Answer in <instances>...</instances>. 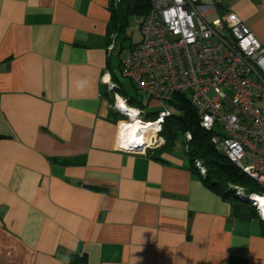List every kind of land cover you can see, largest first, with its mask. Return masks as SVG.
<instances>
[{
    "label": "crops",
    "instance_id": "0c3cea01",
    "mask_svg": "<svg viewBox=\"0 0 264 264\" xmlns=\"http://www.w3.org/2000/svg\"><path fill=\"white\" fill-rule=\"evenodd\" d=\"M205 1L264 42V0ZM111 2L0 0V264H264V221L185 148L120 142L139 41L109 31Z\"/></svg>",
    "mask_w": 264,
    "mask_h": 264
},
{
    "label": "built area",
    "instance_id": "2783aa9c",
    "mask_svg": "<svg viewBox=\"0 0 264 264\" xmlns=\"http://www.w3.org/2000/svg\"><path fill=\"white\" fill-rule=\"evenodd\" d=\"M214 5L205 0H151L140 24L141 40L126 51L120 72L162 105L178 94L186 96L200 126L211 132L214 148L260 187L253 193L234 189L264 221V42L234 12L208 22L205 11ZM171 114L165 107L155 120H139L157 124L158 133ZM149 143L143 145L156 141Z\"/></svg>",
    "mask_w": 264,
    "mask_h": 264
},
{
    "label": "trees",
    "instance_id": "16d2710c",
    "mask_svg": "<svg viewBox=\"0 0 264 264\" xmlns=\"http://www.w3.org/2000/svg\"><path fill=\"white\" fill-rule=\"evenodd\" d=\"M150 7L151 0H112L110 5L109 31L115 33L117 37L125 38V35H127L128 18L135 16L140 18L142 22ZM127 38L130 40L129 37ZM114 89L120 94L127 95V92L123 88ZM127 102L129 105L131 102L138 103L129 95ZM170 103L178 112H171V116L166 117L161 123V128L158 132V135L164 140L161 146L172 147L178 136H182L185 153L189 156L198 172V168L204 169V173L201 175L199 172V174L207 185L214 188L225 198L237 200L238 203L236 205L246 207L248 212H255V208L250 203L248 204L247 201L237 197L234 186L242 187L246 193H253L259 192L260 187L258 184L214 148L210 141L211 132L200 126L196 112L188 102L186 96L178 94ZM132 107L140 110L138 105ZM149 115L152 114H144V121L155 120L157 112L153 118H148ZM120 116L123 117V115ZM186 134H190V138H187ZM196 161L199 162L200 167L195 164Z\"/></svg>",
    "mask_w": 264,
    "mask_h": 264
},
{
    "label": "rangeland",
    "instance_id": "374dc122",
    "mask_svg": "<svg viewBox=\"0 0 264 264\" xmlns=\"http://www.w3.org/2000/svg\"><path fill=\"white\" fill-rule=\"evenodd\" d=\"M211 19H212V17H208L209 21ZM138 22H139V19L136 18L135 16H133L129 19V25H128L127 31H128L129 36L131 37L132 42L140 41L141 37H142ZM128 47L129 46H125V48H128ZM116 61H117V59H115V57H114L112 60V65H114ZM115 75L119 79L120 84L123 87V89H125V91L127 92V95H129L130 97H133L134 100H136L139 103V104L135 103V102L130 103V105H132V106L138 105V107L142 111L141 116L138 115L139 116L138 119H140V120L142 119V121H144V114H149V113L152 115H149L148 118H153L157 111L164 110L165 107H167L168 110L172 113L178 112V110L173 108V106L170 102H168V101L164 102V104L162 105V104L158 103L157 101L150 99L149 96L146 93H144L143 91L136 89V87L130 82L129 79H127L121 75V72L119 69L116 70ZM115 101H117V100H115ZM116 104H117V102H116ZM119 117L128 122V118H126L125 116H123V117L119 116ZM153 128H156V126L151 124L150 128L147 129L148 133L149 132L152 133L151 131ZM154 138H157V133H156V136ZM173 148L177 152H179L180 154L184 155V145H183L182 136H178V138L174 141ZM247 161H249L247 158L243 160V162H247ZM245 204H247V203H245Z\"/></svg>",
    "mask_w": 264,
    "mask_h": 264
},
{
    "label": "bare ground",
    "instance_id": "6f19581e",
    "mask_svg": "<svg viewBox=\"0 0 264 264\" xmlns=\"http://www.w3.org/2000/svg\"><path fill=\"white\" fill-rule=\"evenodd\" d=\"M117 104L118 106H120L123 110H126L125 104L124 102L117 100ZM127 111V110H126ZM130 117L132 118V121H128L127 123L123 124L122 126V136H121V141L124 143H128V142H134L137 144H145L147 142H150L149 144H153L152 139H150V132L147 134L145 133L147 131L148 128H150L151 123L149 124H142L141 121H139L138 119H136L138 113L136 111L133 110H128ZM156 126V128L152 129V133L153 131H156L158 129V125L157 124H153ZM154 134V133H153ZM119 142V143H120ZM262 200H260L261 202Z\"/></svg>",
    "mask_w": 264,
    "mask_h": 264
},
{
    "label": "water",
    "instance_id": "95a60500",
    "mask_svg": "<svg viewBox=\"0 0 264 264\" xmlns=\"http://www.w3.org/2000/svg\"><path fill=\"white\" fill-rule=\"evenodd\" d=\"M138 116V115H137ZM136 146H139V145H136Z\"/></svg>",
    "mask_w": 264,
    "mask_h": 264
}]
</instances>
